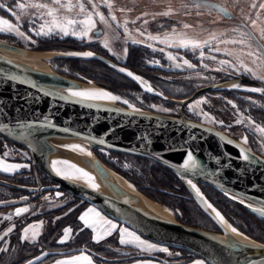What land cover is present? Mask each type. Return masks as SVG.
<instances>
[{
    "label": "water",
    "instance_id": "95a60500",
    "mask_svg": "<svg viewBox=\"0 0 264 264\" xmlns=\"http://www.w3.org/2000/svg\"><path fill=\"white\" fill-rule=\"evenodd\" d=\"M212 7L222 15L230 16L221 5L215 3ZM101 34V30L95 32L97 37ZM32 52L37 51L0 40V135L27 149L39 171L52 184L39 188L2 179L0 184L31 193L65 190L130 227L141 237L159 245L187 251L207 264H264V243L249 237L254 243L231 236L208 205L222 212L200 191L199 186L202 184L220 191L264 221V216L253 211L264 208L263 156L224 131L185 116L72 97L69 89L78 90L85 86L103 88L54 71L37 70L3 56L5 53L29 57ZM81 52L87 51L57 52L65 56L56 59L85 58L83 55L68 54ZM93 54L90 59H98L117 71L122 67L104 55ZM244 81L237 79L210 84L182 100L161 93L150 94L184 107L202 94L226 90L225 85ZM258 85L264 87L263 84ZM71 142L87 143L93 151L105 150L149 159L171 170L220 232L186 225L175 218L167 219L145 211L138 205L141 198L160 203L135 187L133 192L119 184L116 180L119 174L92 151L90 155L83 154L64 146ZM241 150L252 159L243 160ZM188 153L193 155L195 164L185 169L183 164ZM55 157L65 158L90 172L100 189L58 175L51 165ZM189 180L196 184L199 194L188 183Z\"/></svg>",
    "mask_w": 264,
    "mask_h": 264
},
{
    "label": "rangeland",
    "instance_id": "374dc122",
    "mask_svg": "<svg viewBox=\"0 0 264 264\" xmlns=\"http://www.w3.org/2000/svg\"><path fill=\"white\" fill-rule=\"evenodd\" d=\"M17 2H24V0H0V5H3V7H0V18L8 19L11 23L21 26L20 30L30 36L31 39H24L23 37L15 34L0 32V40L24 47L32 51L54 52L48 62L51 70L72 79L93 83L92 81L80 80L71 76L72 73L68 68V65L65 62L58 61L62 59H56L61 58V56H65V54L60 55L57 54V52L68 51L36 50L35 48L38 46V40L45 37L58 35L62 38L73 37L78 40H82L86 44H98V46L103 49L101 51L107 55L109 59L113 58L116 60L115 62L118 65H121L125 69L127 68L123 65V63L127 61L131 51L130 49L133 47H140L148 54L147 65L158 68L164 73L159 77L158 85L165 89L167 94L158 90L152 85V83L149 82L151 87L159 93L176 100L187 98L191 96L197 89L204 86L220 83L223 81H231L232 78L247 77L264 84V82L255 79L251 74L245 73L243 68H240L238 64L237 69L239 70V74L236 69L230 68L226 65H220V60H229L234 64H236V61L233 57L224 55L223 51H212V48L215 47L238 51L240 46L231 44L225 45L219 43V41L238 38L236 33L233 32V29L240 28L241 30L255 32L256 30L251 28L250 21L245 18L250 16L252 19H256L257 13L259 12L260 21H258V23L264 22V10H260L258 7L259 3L264 2V0H205L207 6L199 9L194 6V0H93V2L97 5L96 9L93 11V19L96 21V26L83 39L79 38V26H76L75 28L77 35L71 34L72 29L69 30L70 34L67 36H64L58 32H54V34L50 36L36 35V30L40 28L41 24L44 23V20L31 15V13L35 12V9H28L29 15H25L21 12V10L15 9L14 6ZM39 2H47V0H39ZM82 2L90 11H92L88 0H82ZM253 2L257 3L256 9H252L250 7ZM73 3H76V0H73ZM215 3L224 7L230 13V16L226 17L222 15L217 9L212 7V4ZM107 4H111L112 7L108 8ZM9 8H13L16 11L17 16L20 17L19 21H17L16 18L13 17L8 11ZM120 9H124V11H120ZM169 9L172 10V15H160V13L168 11ZM78 12V9H74L71 13H67L65 10L61 9L60 15L76 16ZM96 12L103 13L108 23H102L99 19V16L95 15ZM198 12L200 13L199 15L197 14ZM112 15H115V21L111 19ZM82 16L83 14H81L80 18H82ZM47 19L50 18L45 16V20ZM33 20L35 23L32 22ZM144 21H147V23ZM184 24H189L192 27L185 29L183 27ZM125 29H127V31ZM173 29L176 30V33L184 34L183 37L173 36L174 39L188 38L199 41L210 40L211 47L205 46L203 48L205 58L202 59L200 57V49L193 51L191 49L182 47H169L168 45L162 44L159 41L148 39L149 34L153 36H160L161 38H164L165 33L173 35ZM97 30L102 31V34L99 37L95 35ZM141 33H143V35H141ZM213 36H215L217 39L213 40ZM32 41H35V43ZM133 41H137V43H133ZM261 42L264 43V41ZM105 44H107V47H105ZM148 45H151V47ZM84 51L95 53L91 50ZM169 53L175 56L176 59H168ZM209 56H215L216 59H208L207 57ZM84 59H90V57H85ZM242 59L246 64H248L249 67H254L251 64L249 57L245 56L242 57ZM184 60L189 61V63L195 65V67L188 68L187 65L183 63ZM177 64H179L180 67H177ZM205 64L208 65V68L203 67ZM106 65L109 66L108 64ZM109 67L118 74L132 81L140 89L139 91L129 93V95L120 96L122 99L117 101L118 105L162 114H182L186 118L224 130L235 137L242 144L256 150L258 153L264 156V135L257 132L255 130V126L252 125L249 120L250 118L251 121H255L256 124L264 127V94L250 92L244 89V87L247 89L251 88V86H244L239 83V85H241L239 89L230 87V89L226 90L207 92L200 95L191 103L187 104L184 108H182L179 104H175V106L171 107L167 106L165 103L150 104L147 106L144 103V94H151L142 89L129 77L123 75L113 67ZM224 91L231 92V94H224ZM112 94L117 95L114 93ZM123 100H128L129 103L124 104ZM198 100H203L204 102L197 105L195 102ZM163 101L168 102L165 100ZM229 101L231 103H229ZM152 105H156V107L153 108L151 107ZM234 105L235 107H233ZM160 109H168V111H162ZM205 114H207V116H205ZM239 119H243L244 122L237 124V120ZM220 121L223 123H219ZM244 136L248 137L247 143L243 142ZM91 151L100 159L103 155L107 159L114 160L118 166L124 168L125 170L129 171L130 168H132L129 160L121 161L118 157H112L109 154L111 152L105 150ZM6 152L8 155L5 157L4 153ZM0 158L5 159L7 163L28 165V167H22L14 172L0 171V176H2L0 179L8 181L3 177L9 176H17L21 179L31 178L32 180H36L37 185H32L30 187L39 188L51 184V181L46 182V185L42 182H39L43 180L41 176L43 174L34 164L32 155L27 149L9 141L1 135ZM101 161L103 160L101 159ZM105 164L114 172L119 174L120 177L122 176V178L127 180L123 175L118 173L107 163ZM127 181L137 188L131 181ZM180 182L185 186L181 180ZM0 186V195L5 197H10L11 191L9 188L15 189L2 184H0ZM199 186L200 191L207 197L204 188L201 187L202 184ZM185 188L186 191L189 192L186 186ZM137 190L139 189L137 188ZM29 193L31 195L25 196L27 199H22L24 197H20L11 200L0 201V210L10 209L12 212H14L18 207L26 203L30 204L29 206H34L36 211L35 214L40 213V216L42 217L40 219L44 220L45 222L44 233L38 242H25L29 246L25 249L26 251L24 250L22 252V257H20L19 251L21 246L17 242L20 238V236L17 235V227H21V225H24V223L28 225L30 222L36 219L39 220L40 216L36 218L34 215L31 216L32 214H30L23 220L24 222L20 221L18 224L16 223L17 225L13 235L8 233L7 236L4 235L6 231L4 232L3 229H7L8 224L6 221L10 222L11 219L4 221L2 217L0 229L3 226H5V228L0 230V237H3V239H0V264H13L17 260L21 259H25L22 264H28L29 261H32L33 264H42L43 262H40L41 260H54L53 262H55L56 260H61L65 257L80 255L81 252L91 256L93 264H145V262L149 261L151 264H195V261L197 260L203 261L193 254L189 255L183 252L181 249L170 248L167 246H159L157 248H167L168 252H146L135 246L122 245L119 242V232L114 233L99 243L94 242L90 230L79 222V215L86 208V206L89 205V203H85L84 200L81 201L80 198V200H77L62 190H56L54 192L56 195L57 193H60V195H57L58 198L55 201L41 203L38 202L39 193ZM172 194L176 197V199L185 198L190 203L193 200L191 195H188V193H186L182 187H178L177 191H172ZM144 195L147 196L146 194ZM208 200L211 202L210 199ZM190 203L189 205L192 204ZM161 205L170 210L173 213L175 219L182 218L186 221L187 218L190 219L189 215L185 214L178 207L171 208L164 206L163 204ZM199 216L201 217V220L195 223L198 228L220 232L215 230V224L213 222L210 223L209 221H205L203 214L202 216ZM244 216H246L244 213L243 215L236 214L233 216V221L228 219L226 216L225 217L245 236L258 241L257 239L251 237L249 233H247L253 230L247 223V220ZM58 217L59 219H57ZM259 220L261 221V219ZM57 222L58 224L61 223V226L56 230V233L52 234L51 228L56 229L57 226H55V223L57 224ZM78 222L80 224L77 227ZM66 228H71L72 232L69 234V238L64 243H60L59 241L63 238L64 230ZM260 234L261 233L259 232L256 234V236L264 238V236ZM22 244L24 243L22 242ZM204 264L207 263L204 262Z\"/></svg>",
    "mask_w": 264,
    "mask_h": 264
},
{
    "label": "snow or ice",
    "instance_id": "6c2138e0",
    "mask_svg": "<svg viewBox=\"0 0 264 264\" xmlns=\"http://www.w3.org/2000/svg\"><path fill=\"white\" fill-rule=\"evenodd\" d=\"M88 3L91 5L92 11H90L86 5L82 2V0H76V3H73V0H47V2H39V0H24V2H17L14 6L15 9L21 10V12L25 15H29L28 9H35L34 13H31V15L36 16L37 18L44 20V23L41 24L40 28L36 30V35H43V36H50L54 34V32H58L63 34L64 36H67L70 34L69 30L72 29L71 34L77 35V32L75 30L76 26H79L80 28V39H83L85 36L88 35V33L96 26V21L93 19V11L96 9L97 5L93 2V0H88ZM194 6L199 9L202 7L207 6L205 0H194ZM0 7H3V5H0ZM108 8H111V4H107ZM250 7L252 9L257 8V3L253 2ZM260 10H264V2L259 3L258 5ZM63 9L67 13L73 12L74 9H78L79 12L76 16H69V15H60V10ZM8 11L12 14L13 17L16 18L17 21L20 20V17L17 16L16 11L13 8H9ZM120 11H124V9H120ZM221 11H226L225 9H221ZM81 14H83L82 18ZM173 12L171 9L168 11H165L163 13H160V15L163 16H170ZM200 14L199 12L197 13ZM95 15L99 16V19L102 23L107 24L108 21L103 15V13L96 12ZM147 15V14H145ZM45 16L49 17L50 19L45 20ZM111 19L113 21L116 20L115 15L111 16ZM245 19L250 21L251 28L255 29L256 31H245L241 30L240 28L233 29V32L236 33L238 38H234L231 40H220L219 43L221 44H231V45H238L239 50H228V49H221L219 47L212 48V51L215 52H222L226 56L233 57L236 61V64L232 63V61L229 60H220L219 64L224 66H228L230 68L236 69L238 74L239 70L237 69V64L240 66V68H243V71L245 73L251 74L255 79L260 80L264 82V43L261 41H264V22L258 23L260 21L259 12L257 13L256 19H252L250 16L246 17ZM35 23V21H32ZM147 23V21H144ZM183 27L185 29H188L192 27L189 24H184ZM21 26H18L17 24L11 23L8 19L0 18V32L3 33H11L18 35L20 37H23L24 39H31L30 36H28L25 32L20 30ZM127 31V29H125ZM258 32V35H257ZM173 35H169L165 33L164 38H161L160 36H153L149 34L148 39L159 41L162 44H166L169 47H182L186 49H191L193 51L200 49V57L203 59L204 52L203 48L205 46L211 47V41L210 40H193L188 38H179L174 39L173 36L183 37V33H176V30H172ZM143 35V33H141ZM213 40L217 39L215 36L212 37ZM35 43V41H32ZM133 43H137V41H133ZM151 47V45H148ZM105 47H107V44H105ZM162 51V49H161ZM69 55H83L85 57H92L94 54L92 52H86L83 54L79 53H68ZM249 57L250 62L254 67H249L248 64L244 62L242 57ZM208 59L215 60V56H209ZM168 59L175 60L176 57L171 55L169 53ZM183 63L187 65L188 68H194L195 65L189 63V61L184 60ZM177 67H180L179 64L176 65ZM204 68H208V65H203ZM219 70V69H217ZM119 71L125 72L126 69L120 68ZM127 75L130 77H133L137 81H141V78L139 76H133V73L127 72ZM142 83H146L141 81ZM241 85L239 84H233L232 88H240ZM148 91H152L151 87H148ZM246 91L250 92H257L264 94V87H251L245 89ZM69 95L72 97H78L85 100H112V101H119L122 98L117 95H113L110 92L104 91V90H96V89H84V90H68ZM203 100H198L195 103L197 105L203 103ZM124 104H128V100H123ZM229 103H231L229 101ZM151 107L155 108L156 105H152ZM235 107V105L233 106ZM162 111H168V109H160ZM136 111H139L136 109ZM207 116V114H205ZM214 119V118H212ZM250 123L255 126V130L262 135H264V127L256 124L255 121H251L249 118ZM243 119L237 120V124L243 123ZM219 123H223L220 121ZM102 142V141H101ZM243 142H248V137H243ZM230 143V141H229ZM74 148H79V146H73ZM83 151V149H80ZM242 152V159L245 161H248L252 159V157L247 153L244 152V150H241ZM89 155L91 153H88ZM8 153H4V156L6 157ZM194 157L191 153H188L186 156V159L184 161L183 167L185 169H188L190 165H194ZM58 165H65L66 168L62 169L60 167H57ZM22 167H28V165H20V164H12L7 163L5 159L0 158V171L3 172H14ZM52 167L56 170L58 175H62L66 179H72V180H80L84 179L89 186L93 188H98V185L93 183L94 177H92L88 172L84 171L83 169H80L76 167L75 165L69 164L67 161H53ZM189 184H191V181H188ZM192 187L196 190V192L199 194V189H196L195 185H192ZM57 195H60V193H57ZM22 199H27L26 197ZM47 199V197H45ZM243 203V201H241ZM209 208H212V205H208ZM248 207H251V205H248ZM30 209L28 207H21L17 208L15 210V215L17 217L22 216L25 213H28ZM213 211L215 212L216 216L219 218L220 222L227 226L231 230L232 233L241 236L242 233L238 232V230L235 227H232V225L228 224V222L225 220V218L213 208ZM253 211H256L261 216H264V208L259 209H253ZM35 214V213H33ZM90 216L94 217L92 221L90 222ZM6 219H11V216L5 217ZM59 219V217L57 218ZM79 219L84 223L86 227L92 228V230L95 232V236L93 237L94 241L99 243L102 239H104L106 236H109L112 234L113 231H115L118 227V225L114 224L112 221L105 219L100 215L99 212H97L95 209H88L86 212H84ZM43 225V222H39L36 224H31L25 227L22 230V240H28L29 239V233H32V236L35 237L37 235V229L41 228ZM13 227H9L7 231L4 233L5 236L8 235V233L13 231ZM72 232L71 228H66L64 230V236L59 241L60 243H64L68 238L69 234ZM0 239H3V237H0ZM244 239L247 240L248 237L244 236ZM121 244H132L137 248H141L142 250H158L162 252H168L167 248H159L157 249V246L154 244L147 243L143 240H141L140 236L136 235L135 232L129 231L127 228L120 230V241ZM28 264H33L32 261H29ZM56 264H93V260L91 256L84 254L81 252L80 255L72 256L69 259L65 260H58L56 261ZM145 264H151V262H145ZM195 264H204L203 261H195Z\"/></svg>",
    "mask_w": 264,
    "mask_h": 264
},
{
    "label": "trees",
    "instance_id": "16d2710c",
    "mask_svg": "<svg viewBox=\"0 0 264 264\" xmlns=\"http://www.w3.org/2000/svg\"><path fill=\"white\" fill-rule=\"evenodd\" d=\"M35 49L39 51L91 50V51H94L95 53H98V54H101L107 57V55H105L101 51L103 49L100 46H98V44H86L82 40H78L73 37L62 38L58 35H54L51 37H45L43 39L38 40V46ZM130 50L131 51L127 58V61L123 63V65L127 69H130L134 73L148 80L158 90L167 94L166 90L161 88L160 85H158L159 77L163 75L164 73L158 68L150 67L149 65H147L148 54L146 53V51L142 50L140 47H133ZM111 59L113 61H116L113 58ZM58 61L65 62L68 65V68L70 69L72 73L71 76L78 78L80 80L92 81L94 84L100 87H103L104 89L114 94H117L119 96H126V95H129V93L140 90L137 87V85L134 84L132 81L118 74L112 68L107 66L104 62L98 59L68 58V59H62ZM224 94H231V92L224 91ZM144 100H145L144 103L147 106H149L150 104H160V103H165L167 106H171V107L175 106V104L173 103L164 102L161 98L156 97V96H151L149 94H144ZM99 152H102V151H99ZM109 154L112 157L120 158L121 161L129 160V162L132 165V168H130V170L128 171L118 166V164L115 163L114 160L107 159L103 155L101 156V159L105 163H107L110 167H112L118 173L123 175L127 180L131 181L139 189L140 192L146 194L147 196L163 204L164 206H168L171 208L178 207L185 214L189 215L190 219L187 218V221H186L185 219L178 218L177 220L179 222L186 224V225L198 227L197 225H195V223L201 220V217L199 215L202 216L203 214V216L205 217V221H209L210 223H212V221L199 209V207L197 206L194 200H192L191 202L192 204H191L185 198L176 199V197L173 196L172 191L174 190L177 191L178 187H182L184 191L188 193V195H190L189 192L186 191L185 186L180 182L178 176L174 172H172L171 170L149 159L130 156V155L121 154V153H115V152H111ZM41 176L43 180L39 182H42L45 185H46V182H50L45 176L43 175ZM3 178L15 184L17 183V184L26 185V186L37 185L36 180H32L31 178L21 179V178H18L17 176H12V177L9 176V177H3ZM201 187L204 188V191L208 199H210L211 202L231 221H233L234 215L236 214L243 215L244 213L246 215L244 217L247 220V223L253 230L247 233H249L251 237L264 243V238H260L256 236V234L259 232L261 233L260 235L264 236V222H262V220L260 221L259 218L252 215L251 213L246 211L242 206L236 204L235 202L227 198L220 191L212 187L206 186V185H202ZM9 190L11 191L10 197H5L3 195H0V201H6V200H11V199L31 195L28 191L10 189V188ZM63 191L66 192L65 190ZM66 193L69 194L68 192ZM69 195L72 196L71 194ZM73 197L77 200H80L79 198L75 196ZM189 203L191 205H189ZM79 224L80 223L78 222L77 227L79 226ZM25 225L26 224L24 223V225H21V227H17V235H19L20 237H21V230L23 229ZM55 226H57L56 229L51 228L52 234L57 232L56 230L60 228L61 223L58 224L57 222V224L55 223ZM215 230L219 231L216 225H215ZM17 242L21 246L19 254H20V257H22V252L29 245L27 243L22 244V241L20 240V238L18 239ZM183 252H185L186 254L192 255L187 251L183 250ZM24 261L25 259L17 260L13 264H22ZM53 261L54 260L52 261L41 260L40 262H43L42 264H48Z\"/></svg>",
    "mask_w": 264,
    "mask_h": 264
},
{
    "label": "bare ground",
    "instance_id": "6f19581e",
    "mask_svg": "<svg viewBox=\"0 0 264 264\" xmlns=\"http://www.w3.org/2000/svg\"><path fill=\"white\" fill-rule=\"evenodd\" d=\"M83 53H86V52H81V54ZM54 52H32L29 57H18V56H14V55H9V54H3V56H5L7 59L9 60H12L14 62H18V63H22V64H25V65H28L30 67H33L34 69H37V70H42V71H47V72H52L50 66H49V59L51 58V55H53ZM79 56H82V55H79ZM120 68H123V67H120ZM125 69V68H124ZM127 72H131L133 73L132 71L126 69V71L124 72L126 75H127ZM133 76H139L135 73H133ZM130 77V76H129ZM141 78V81L143 82H146V83H142L141 81H137L135 80L133 77H131L132 79H134L145 91L151 93V94H159L158 91H156L155 89H153L149 83L148 80H146L145 78H143L142 76H139ZM235 84V83H230V84H227L225 85L224 87L230 89V87H232V85ZM239 84V83H237ZM148 87H151L152 91H148ZM103 88V87H102ZM84 89H96V90H103L99 87H94V86H85V87H82L81 89H78V90H84ZM236 89H239V88H236ZM243 89V88H242ZM244 89H246V87H244ZM105 91V90H104ZM95 101H98V102H103V103H108V104H117V101H112V100H95ZM64 146L66 147H69V148H73V149H76L78 150L80 153H83V154H88V153H91V150H90V145H88L87 143H83V142H71V143H68V144H65ZM73 146H79V148H74ZM80 149H83V151H81ZM67 161L69 164L71 165H75L76 167L80 168V169H83L84 171H86L84 168L74 164L73 162L71 161H68L67 159L65 158H62V157H55L51 160V165H52V162L53 161ZM57 167H60L62 169H65L66 166L65 165H58ZM54 169V168H53ZM55 170V169H54ZM56 171V170H55ZM88 172V171H86ZM92 177H94L90 172H88ZM116 180L118 181L119 184H121L123 187H125L126 189L130 190V191H133L135 192V188L134 186H132V184H130L127 180H125L124 178L120 177L119 175H116ZM75 181H78L80 183H83L87 186H89V184L84 180V179H80V180H75ZM93 183H95L96 185H98V188L97 189H100V185L97 183L95 177H94V181ZM191 184L192 185H195L196 184L194 182L191 181ZM91 187V186H89ZM93 188V187H92ZM196 188L198 189V187L196 186ZM138 205L143 208L145 211L147 212H151L155 215H158V216H161V217H164V218H167V219H173L174 216H173V213L168 210L167 208L161 206L160 204H157L155 202H152V201H149L145 198H141L140 200H138ZM213 206L211 208V210L213 211ZM216 211H218L216 208H214ZM214 212V211H213ZM219 212V211H218ZM215 213V212H214ZM220 213V212H219ZM221 214V213H220ZM216 215V214H215ZM222 215V214H221ZM223 216V215H222ZM226 220V219H225ZM227 221V220H226ZM228 222V221H227ZM228 224H230L228 222ZM231 225V224H230ZM226 226V225H225ZM233 227V226H232ZM227 228V226H226ZM227 230L229 231L230 235L239 239V240H244V241H247V242H251V243H254L252 240L250 239H247L245 240L244 239V236L241 235V236H238L234 233L231 232V230L229 228H227ZM238 232H240L238 230ZM241 233V232H240Z\"/></svg>",
    "mask_w": 264,
    "mask_h": 264
},
{
    "label": "crops",
    "instance_id": "0c3cea01",
    "mask_svg": "<svg viewBox=\"0 0 264 264\" xmlns=\"http://www.w3.org/2000/svg\"><path fill=\"white\" fill-rule=\"evenodd\" d=\"M30 204H24V205H22V206H20V207H18V208H21V207H28L29 209H30V211L28 212V213H25V214H23L22 216H19V217H17L16 215H15V211L14 212H12L10 209H3V210H0V222L2 221V217H3V220L5 221V220H7L5 217H7V216H11L12 218H11V220H10V222H7L6 221V223L8 224L7 225V229L9 228V227H13L14 226V228H13V231L12 232H10V235L12 234L13 235V233H15V227H16V225L21 221V222H24L23 220L26 218V217H28L30 214H32L31 216H35L36 218H38L41 214L39 213V214H33V213H36V211H35V207L34 206H29ZM41 208V207H40ZM90 208H92V209H95L97 212H99L100 213V215L102 216V217H104L105 219H107V220H110V221H112L114 224H116V225H118V227H117V229L115 230V231H113L112 232V234L111 235H113L114 233H117V232H119L120 233V230L121 229H124V228H127L129 231H131V232H135L134 230H132L130 227H128V226H125L124 224H122V223H120V222H117L116 220H114V219H112V218H110L109 216H107L106 214H104L101 210H99L97 207H95V206H93V205H91V204H89V205H87L86 206V208L81 212V214L79 215V217L84 213V212H86L88 209H90ZM40 218H42L41 216L39 217V220L38 219H36V220H33L32 222H30L28 225H31V224H36V223H39V222H43V225H42V227L41 228H39V229H37V235L35 236V237H33L32 236V233L30 232L29 233V239L28 240H22L21 239V237H22V230L25 228V227H27L28 225H25L24 227H23V229L21 230V237H20V240L23 242V243H25V242H38V240L40 239V237L43 235V233H44V230H45V222H44V220H42V219H40ZM22 219V220H21ZM90 222L92 221V219H94V217H91L90 216ZM79 222L84 226V227H86L85 225H84V223L79 219ZM2 223H4V222H2ZM17 223V224H16ZM2 228H5V226H3ZM2 228L0 229V230H2ZM86 228H88L89 230H90V232H91V236H92V238L95 236V232L92 230V228H89V227H86ZM7 229H3L4 230V232L5 231H7ZM136 233V232H135ZM111 235H109V236H111ZM136 235H138V236H140L138 233H136ZM109 236H106L104 239H102L101 241H103V240H105V239H107ZM140 238H141V240H143V241H145V242H147V243H150V244H154V245H156L157 247H159V246H163V245H159V244H156V243H154V242H151V241H149V240H147V239H145V238H143V237H141L140 236ZM94 240V239H93ZM95 242V241H94ZM122 245H131V246H134V245H132V244H122ZM165 247V246H164ZM139 249H141V248H139ZM157 249H159V248H157ZM142 250V249H141ZM143 251H146V250H143ZM158 250H147L146 252H157ZM74 256H77V255H74ZM72 257V256H71ZM71 257H65V258H63V259H61V260H65V259H69V258H71ZM56 261H58V260H56ZM56 261L55 262H52V263H50V264H56Z\"/></svg>",
    "mask_w": 264,
    "mask_h": 264
},
{
    "label": "flooded vegetation",
    "instance_id": "af4514ba",
    "mask_svg": "<svg viewBox=\"0 0 264 264\" xmlns=\"http://www.w3.org/2000/svg\"><path fill=\"white\" fill-rule=\"evenodd\" d=\"M237 79H245L246 81H244L243 83H241L242 85H244V86H251V87H260L259 85H258V83H260V82H258V81H256V80H252V79H250V78H247V77H240V78H232L231 80H237ZM260 84H262V83H260ZM264 85V84H263ZM182 107V106H181ZM185 107V106H184ZM184 107H182V108H184ZM167 115H170V114H167ZM174 116H178V117H180V116H184V115H182V114H180V115H174ZM189 119V118H188ZM191 120H193V119H191ZM194 121H196V120H194ZM197 122H199V121H197ZM201 123V122H200ZM204 124V123H203ZM216 128V127H215ZM217 129H219V128H217ZM220 130H222V129H220ZM222 131H224V130H222ZM225 132V131H224ZM225 133H227V132H225ZM227 134H229V133H227ZM230 135V134H229ZM230 136H232V135H230ZM233 137V136H232ZM233 138H235V137H233ZM236 139V138H235ZM237 140V139H236ZM251 150H253L254 152H256V153H258L256 150H254V149H252V148H250ZM259 155H261V156H263L262 154H260V153H258ZM264 157V156H263ZM51 184H52V182H51ZM50 184V185H51ZM63 191V190H62ZM191 195V194H190ZM191 198H192V196H191Z\"/></svg>",
    "mask_w": 264,
    "mask_h": 264
},
{
    "label": "built area",
    "instance_id": "2783aa9c",
    "mask_svg": "<svg viewBox=\"0 0 264 264\" xmlns=\"http://www.w3.org/2000/svg\"><path fill=\"white\" fill-rule=\"evenodd\" d=\"M47 197V199H45ZM58 198L53 192H41L38 194V202L55 201Z\"/></svg>",
    "mask_w": 264,
    "mask_h": 264
}]
</instances>
